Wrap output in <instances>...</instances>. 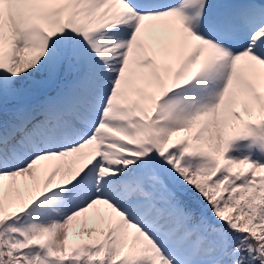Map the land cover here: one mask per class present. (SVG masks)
Returning a JSON list of instances; mask_svg holds the SVG:
<instances>
[{
  "label": "snow or ice",
  "instance_id": "obj_1",
  "mask_svg": "<svg viewBox=\"0 0 264 264\" xmlns=\"http://www.w3.org/2000/svg\"><path fill=\"white\" fill-rule=\"evenodd\" d=\"M0 264H264V0H0Z\"/></svg>",
  "mask_w": 264,
  "mask_h": 264
}]
</instances>
